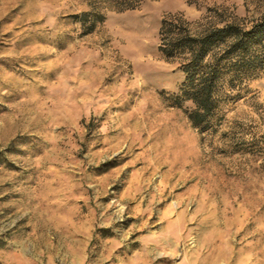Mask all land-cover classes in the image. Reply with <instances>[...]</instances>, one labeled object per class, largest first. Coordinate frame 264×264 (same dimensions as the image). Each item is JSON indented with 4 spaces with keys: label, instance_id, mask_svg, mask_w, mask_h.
I'll use <instances>...</instances> for the list:
<instances>
[{
    "label": "rangeland",
    "instance_id": "374dc122",
    "mask_svg": "<svg viewBox=\"0 0 264 264\" xmlns=\"http://www.w3.org/2000/svg\"><path fill=\"white\" fill-rule=\"evenodd\" d=\"M174 12L248 26L264 0H0V264H264V73L201 133L158 50Z\"/></svg>",
    "mask_w": 264,
    "mask_h": 264
},
{
    "label": "trees",
    "instance_id": "16d2710c",
    "mask_svg": "<svg viewBox=\"0 0 264 264\" xmlns=\"http://www.w3.org/2000/svg\"><path fill=\"white\" fill-rule=\"evenodd\" d=\"M105 1L122 11L137 8L143 0ZM72 15L83 33L93 31L105 19L96 2ZM158 37V50L166 59L178 60L184 76L173 99L176 105L192 103L187 115L201 133L216 130L222 120L218 109L221 100L229 96L221 92L223 84L237 89L246 78L264 73V13L248 26L230 21L200 32L191 30L190 21L181 12L169 13L160 21Z\"/></svg>",
    "mask_w": 264,
    "mask_h": 264
}]
</instances>
